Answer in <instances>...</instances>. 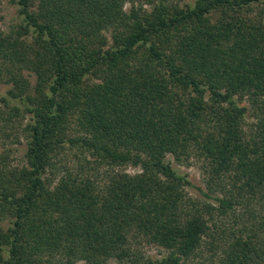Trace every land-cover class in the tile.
<instances>
[{
    "label": "trees",
    "instance_id": "1",
    "mask_svg": "<svg viewBox=\"0 0 264 264\" xmlns=\"http://www.w3.org/2000/svg\"><path fill=\"white\" fill-rule=\"evenodd\" d=\"M12 1L0 264H264V0Z\"/></svg>",
    "mask_w": 264,
    "mask_h": 264
},
{
    "label": "rangeland",
    "instance_id": "2",
    "mask_svg": "<svg viewBox=\"0 0 264 264\" xmlns=\"http://www.w3.org/2000/svg\"><path fill=\"white\" fill-rule=\"evenodd\" d=\"M186 1V0H184ZM22 23V19L18 14V6L14 4L12 0H0V29L4 31L5 33L15 29ZM6 91V86H0V95H3ZM26 122V121H25ZM25 122H21L20 126H17L15 130L8 131V133H12L10 137L3 138V140H0V142L3 145V148L0 146V152L4 153V150L9 151V160L11 165L13 166H21L24 164V158L23 155L25 153V138L23 137L21 133L22 125L25 124ZM71 154L65 155L63 157V160L65 158L68 159L71 163L70 166L73 165V163L76 161ZM168 161L171 163V165L177 169L180 173L185 174L189 177L193 185L197 187H203L202 179H203V173L199 166V164L193 162L190 166L180 165L174 162L171 158L168 157ZM105 170V167L98 168V172H102ZM125 170L129 174H134L137 172V169H134L132 167H126ZM190 195L193 197H196L198 199H203L199 196V194L195 190L189 189ZM143 252L145 256H151L153 258L159 259L161 255L163 254V251H161L158 248L155 247H145L143 249ZM112 264H116L115 262H112Z\"/></svg>",
    "mask_w": 264,
    "mask_h": 264
}]
</instances>
